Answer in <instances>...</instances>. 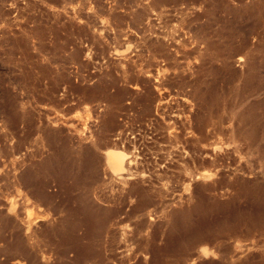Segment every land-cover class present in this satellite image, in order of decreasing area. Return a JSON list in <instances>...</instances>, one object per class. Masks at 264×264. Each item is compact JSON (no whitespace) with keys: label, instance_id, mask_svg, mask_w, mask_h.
<instances>
[{"label":"rangeland","instance_id":"1","mask_svg":"<svg viewBox=\"0 0 264 264\" xmlns=\"http://www.w3.org/2000/svg\"><path fill=\"white\" fill-rule=\"evenodd\" d=\"M212 4L0 0V151L27 130L20 122L19 135H12L13 100L72 151L53 159L56 169L68 163L65 187L42 174L53 195L46 200L21 184L7 188L4 176L16 182L27 165L58 154L63 142L48 144L37 130L18 152L0 153V210L28 221V231L46 227L48 239L61 215L70 212L73 222L86 217L88 200L106 212L101 244L114 264L139 258L149 264L150 253L137 244L152 237L157 264H264V225L251 220L264 199L262 31L251 33V18L236 20L217 7L214 16L237 35L231 45L220 36V20L203 12ZM205 23L210 27L203 29ZM246 36L251 67L239 60L240 51L224 65L227 52L219 56L209 47L238 46ZM52 203L61 206L55 211ZM184 218L205 229L199 242L186 240ZM72 230L67 240L75 244L84 227ZM41 238H29L32 250L61 264L58 246ZM71 250L62 258L71 260ZM7 264L27 262L14 257Z\"/></svg>","mask_w":264,"mask_h":264},{"label":"bare ground","instance_id":"2","mask_svg":"<svg viewBox=\"0 0 264 264\" xmlns=\"http://www.w3.org/2000/svg\"><path fill=\"white\" fill-rule=\"evenodd\" d=\"M231 0H211L212 6H208L203 12L205 15L208 16L210 19L213 17V19H218L221 22L220 26V36H225V41L229 42L231 45L235 43L236 40V34L233 30H230L227 28L228 22L227 20H224L225 18L216 17L214 16L216 13L217 7L220 9H224L228 12L234 13L236 20L242 18L243 16L251 18L253 23L251 27V33L254 31H257L259 28L262 31L261 35V43L264 42V0H238L240 5L235 6L230 3ZM221 15V14H220ZM203 29H207L210 27V25L206 24L201 26ZM203 31V30H202ZM242 43H239L238 46H209L214 47L217 51L216 55H223L225 52H227V58L222 57V63L224 65L229 66L231 63V60L228 58H232V56L236 52H241L242 55L239 58V60H244L245 63L251 67L252 59L254 57L252 47L247 46L249 42V37L246 36L241 39ZM248 82V80H247ZM10 117L12 121V135L15 136L18 133L17 125L20 122H24L26 124L27 130L21 134L16 142L9 147H3L0 151L3 156H8L9 154H13L15 152H18L22 148V145L29 139L32 138L33 134L39 130L41 131V134L43 137L41 139H44L48 142V144H54L57 141H62L64 144L63 149L57 154L55 152H52L48 156L44 157L40 160V162H36L32 165H27L24 170L17 176L14 177L15 181H10L11 174L7 172V174L4 176L6 177V187L8 188L13 183L21 184L25 188H27L28 192H31L32 189L36 190L35 195L36 198L39 200H46V199H52V194L47 192L44 189L45 177L42 175L43 173H46L47 175H55L56 178L59 181V185L61 187H65V181L63 179V176L69 175V166L68 163L62 162L59 164V167L56 169V165L53 163V159L61 156L64 154V151L68 153L71 149L67 145V140L60 137L57 131L48 130L46 126H35L33 121V116L30 112L23 113L21 110L18 109L17 101L13 100L11 105V111H10ZM239 118L246 119V113H240ZM19 135V134H18ZM36 140V139H35ZM261 146L262 152H264V144L258 145ZM72 152V151H71ZM79 155L81 156L83 154V149H80L78 151ZM40 182L36 187H32L34 184L36 185V180ZM44 180V181H41ZM77 180V179H76ZM88 191V190H87ZM88 201V200H87ZM85 202L82 206V208L85 210L86 217L82 218L79 221H72L70 218V212L69 214H63L61 215L56 223H52L51 227V233H53L51 236H48L47 238L46 234L44 235V232L47 231L45 228H38L33 230H29L27 227H24V223L28 222L26 220H17L16 216H11L8 213L3 212L0 210V242H3L2 245H0V255L2 254L4 256L3 259H0V264H7L10 259H13L14 257H20L24 260H26L27 264H48L47 261H43L42 255L39 256V254L32 250V247L30 246L29 238L32 237V235L37 234L38 236H42L40 239V243L45 244L46 242L52 241L58 246L60 259L59 262L61 264H85L87 259H91L90 264H114L110 261H108V257L103 253V245L101 244L102 236L105 231H108V225L106 224V218H104V215L106 212L103 213V211L97 207L93 203ZM62 203V202H61ZM53 204V203H52ZM54 210H58L60 208V204H53ZM141 207V204L139 203L135 208ZM68 209V208H67ZM20 215V214H19ZM106 217V216H105ZM23 218V217H22ZM20 218V219H22ZM252 222L256 225H264V199L257 200V205L255 206V209L252 214ZM142 222H139L137 225V230L140 231V229H143ZM81 226L84 227L83 233L80 235L78 241H74V243H71L67 240L68 233L72 236V229L80 228ZM182 231H184L186 235V240L189 239L192 243L199 242L202 238L201 232L205 229L197 228L196 225L192 224L187 220V218H184L182 222ZM227 228V224L220 225V231L222 229ZM70 231H69V230ZM210 230V227L207 228V231ZM69 231V232H68ZM219 231V232H220ZM29 232V233H28ZM210 232V231H208ZM28 233V234H27ZM74 233V232H73ZM69 234V235H70ZM204 234V233H202ZM75 235V233H74ZM73 235V236H74ZM114 235H111V238L113 239ZM57 237V238H56ZM52 238V239H51ZM56 238V239H55ZM86 238H92L93 240L90 242L83 243V239ZM153 237L149 238L147 240L139 239V242L137 244V249L141 252H148L151 255V262L149 264H157L158 263V257L156 253V244H153ZM45 242V243H44ZM47 244V243H46ZM52 244V243H51ZM62 246V247H61ZM72 249L74 252V256L71 258V260L63 259V256H66L67 250ZM71 250V251H72ZM123 259V258H122ZM248 260V259H247ZM56 263V261L54 262ZM58 263V262H57ZM133 264H146L144 260L141 258L136 259Z\"/></svg>","mask_w":264,"mask_h":264}]
</instances>
